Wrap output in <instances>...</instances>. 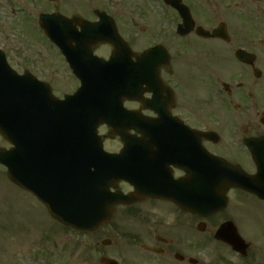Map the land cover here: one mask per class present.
Wrapping results in <instances>:
<instances>
[{
	"label": "flooded vegetation",
	"instance_id": "1",
	"mask_svg": "<svg viewBox=\"0 0 264 264\" xmlns=\"http://www.w3.org/2000/svg\"><path fill=\"white\" fill-rule=\"evenodd\" d=\"M21 8L15 23H29V13L37 9L90 22L103 12L130 47L155 38L167 51L158 71L156 110L165 117L156 124L157 146L148 132L138 138L146 144L148 183L156 177L167 193H193L196 160L207 153L248 175L262 170L264 0H28ZM143 97L149 105L151 94ZM120 102L129 110L139 108L133 101ZM141 113L155 117L149 110ZM111 141L117 151L119 138ZM120 187L132 191L128 184ZM131 206L139 209L141 228L148 230L147 237H140L142 245L158 250H143L141 264H208L200 253L211 235L196 234L200 220L172 197H144Z\"/></svg>",
	"mask_w": 264,
	"mask_h": 264
},
{
	"label": "rangeland",
	"instance_id": "2",
	"mask_svg": "<svg viewBox=\"0 0 264 264\" xmlns=\"http://www.w3.org/2000/svg\"><path fill=\"white\" fill-rule=\"evenodd\" d=\"M14 2L17 7V0H0V46L6 49L8 59L17 72L28 70L38 78L46 79L57 96L63 91H70L74 81L63 72L57 57L53 55L51 58L43 34L26 28L23 30L18 28L15 32L19 21L15 23L12 11ZM150 43L151 41L147 39L139 46L145 47ZM107 48L101 47L100 50L105 53L108 51ZM61 75L66 76L67 82ZM113 145L111 142L106 143L108 150H112L115 143ZM0 146L7 147V143L0 139ZM229 197L228 210L232 214H238L235 216L236 226L256 245L254 255L257 259L249 264H264V203L244 195L238 198L236 193H230ZM129 214L132 215L131 210ZM224 214L218 215L219 219L215 224L213 223L216 219H212L211 224L208 220L206 234H212L215 225L224 217H228L223 216ZM154 218L161 219L158 216ZM133 223L140 226L142 220H133L129 225L121 224L120 226L124 227L121 236L107 232L106 227L92 233L72 230L61 232L60 227L50 218L42 205L30 194L10 183L0 166V264H98L99 249L96 247L100 238H109L111 244L114 243V247L100 251L109 252L106 254L108 257H114L124 263L135 258L124 244L131 238L128 231L137 229V225H132ZM138 231L139 237L148 236L147 228H140ZM59 243L61 246L58 250L54 245ZM140 243L141 240L137 243L138 249ZM126 250L130 253L128 254ZM200 254L205 255L207 260L210 259L211 264H227L224 260H217L221 255L219 253L207 250L205 254Z\"/></svg>",
	"mask_w": 264,
	"mask_h": 264
},
{
	"label": "water",
	"instance_id": "3",
	"mask_svg": "<svg viewBox=\"0 0 264 264\" xmlns=\"http://www.w3.org/2000/svg\"><path fill=\"white\" fill-rule=\"evenodd\" d=\"M41 24L43 26V22ZM156 66L157 64H155V67ZM35 87L36 85L32 81L26 80L20 83L19 79L15 78V117L18 109V96L22 95L23 98L28 99L31 97V91L34 90ZM45 90L48 99L51 98L49 86H46ZM54 101L55 99H50V106H52ZM27 113L28 112H24L25 115ZM87 119L89 122L93 120L85 117V120ZM102 119L101 116L96 115L93 124L98 125ZM95 125H83L82 136L87 139H91V137L94 139ZM0 133L14 145V148L8 152L0 149V163L7 167V176L18 186L34 193L46 205L49 213L60 222L83 230H94L99 225L109 220L113 206L116 203H126V198L124 196L110 195L107 191H103V189L107 190V188H105L106 185L114 186L112 182L122 178V176L119 175H115L113 179L107 177L106 181H104L101 186H92V182L97 177L94 176L89 178L86 174L83 178L79 179L76 177L68 178L67 181L62 183V186L53 181L39 187L35 186V183L29 179L27 169V162H29V160L27 161L28 153L26 147L28 144L27 141L31 137L30 128L27 125H15V129H12L9 125H1L0 123ZM125 139V142L128 143L129 138L125 137ZM95 140L98 147L101 148L98 137ZM22 147H24L25 150L22 151ZM21 151L23 152L22 158L20 156ZM99 155L103 157L101 152H99ZM103 158L109 159L107 157ZM22 159H24V162ZM51 177L52 176H50V178ZM230 177L229 180L223 179L225 182L221 184L220 188L218 186L220 181L217 184L213 183L203 194L204 200L212 205L220 204V206H222V204L226 202L224 192L227 187H240L241 181L239 182L238 176L233 177L232 175ZM243 179L245 180V186H241H244L245 189L254 193L255 189L251 183L252 178H242V180ZM215 180H218V177L215 178ZM68 182H71L73 185L67 187ZM61 191L63 192L61 193ZM229 234H235V230L232 229L230 224H226L225 227L218 231L216 236L232 244L235 248H239L238 246L242 247V245L239 244L241 240L239 238H230L228 236ZM101 262L105 264H117L115 261L106 258H102Z\"/></svg>",
	"mask_w": 264,
	"mask_h": 264
},
{
	"label": "bare ground",
	"instance_id": "4",
	"mask_svg": "<svg viewBox=\"0 0 264 264\" xmlns=\"http://www.w3.org/2000/svg\"><path fill=\"white\" fill-rule=\"evenodd\" d=\"M28 260V258H26Z\"/></svg>",
	"mask_w": 264,
	"mask_h": 264
}]
</instances>
